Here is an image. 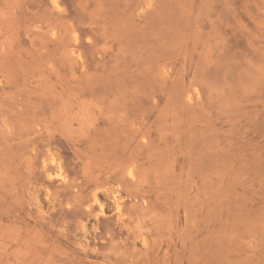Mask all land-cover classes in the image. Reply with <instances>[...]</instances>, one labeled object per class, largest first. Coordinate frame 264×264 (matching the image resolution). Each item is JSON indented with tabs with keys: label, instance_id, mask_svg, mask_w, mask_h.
Listing matches in <instances>:
<instances>
[{
	"label": "rangeland",
	"instance_id": "374dc122",
	"mask_svg": "<svg viewBox=\"0 0 264 264\" xmlns=\"http://www.w3.org/2000/svg\"><path fill=\"white\" fill-rule=\"evenodd\" d=\"M0 264H264V0H0Z\"/></svg>",
	"mask_w": 264,
	"mask_h": 264
},
{
	"label": "bare ground",
	"instance_id": "6f19581e",
	"mask_svg": "<svg viewBox=\"0 0 264 264\" xmlns=\"http://www.w3.org/2000/svg\"><path fill=\"white\" fill-rule=\"evenodd\" d=\"M118 208H119V206H118ZM118 211V210H117Z\"/></svg>",
	"mask_w": 264,
	"mask_h": 264
}]
</instances>
